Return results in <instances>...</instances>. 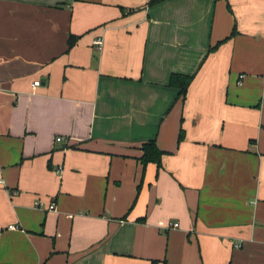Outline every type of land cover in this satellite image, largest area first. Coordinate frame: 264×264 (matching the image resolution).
<instances>
[{"label": "crops", "instance_id": "crops-1", "mask_svg": "<svg viewBox=\"0 0 264 264\" xmlns=\"http://www.w3.org/2000/svg\"><path fill=\"white\" fill-rule=\"evenodd\" d=\"M148 2L0 0V264H264V0Z\"/></svg>", "mask_w": 264, "mask_h": 264}, {"label": "trees", "instance_id": "trees-1", "mask_svg": "<svg viewBox=\"0 0 264 264\" xmlns=\"http://www.w3.org/2000/svg\"><path fill=\"white\" fill-rule=\"evenodd\" d=\"M164 0H149L150 5L157 4L159 2H162ZM236 34L235 28L232 29V32L230 36H233ZM78 35H70L67 39V50L70 49L74 44L76 43L78 39ZM228 37H226L224 40H226ZM222 41H219L216 43L215 46L211 47L209 51L215 49L218 44H220ZM195 76V73L185 74V73H171L168 84L170 86L178 88V95L177 98H181L184 100L186 98V94L188 91V87L193 80ZM183 138V130H180L178 142ZM142 154L139 157V161L145 166L147 163L153 162L157 165V168L161 166V159L163 154L165 153L163 150H161L154 138L147 140L141 145ZM140 220H143L141 218Z\"/></svg>", "mask_w": 264, "mask_h": 264}, {"label": "built area", "instance_id": "built-area-1", "mask_svg": "<svg viewBox=\"0 0 264 264\" xmlns=\"http://www.w3.org/2000/svg\"><path fill=\"white\" fill-rule=\"evenodd\" d=\"M93 43L100 48L101 43H102V40L100 38H97V39L94 40ZM39 84H40L39 81H35L33 83V86H37ZM62 140H63L62 137H56V141H62ZM35 206L36 207H39V208L46 209V210H54L55 209V203H54V201H51L50 203L44 205V203L42 201H38L37 200V201H35ZM177 225H178L177 223L171 224V226H177ZM9 228L10 229H16L17 226L16 225H9Z\"/></svg>", "mask_w": 264, "mask_h": 264}]
</instances>
